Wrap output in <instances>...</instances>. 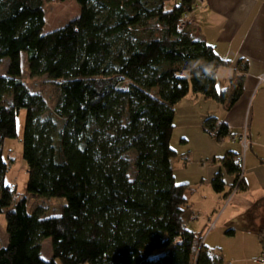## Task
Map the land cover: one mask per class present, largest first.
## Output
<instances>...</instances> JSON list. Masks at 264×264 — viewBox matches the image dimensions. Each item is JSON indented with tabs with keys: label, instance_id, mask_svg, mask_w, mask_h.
Listing matches in <instances>:
<instances>
[{
	"label": "trees",
	"instance_id": "obj_1",
	"mask_svg": "<svg viewBox=\"0 0 264 264\" xmlns=\"http://www.w3.org/2000/svg\"><path fill=\"white\" fill-rule=\"evenodd\" d=\"M72 1L80 16L45 33V0H0V64L9 62L0 76V214L9 239L0 264H224L186 226L195 190L176 183L171 142L175 107L190 93L230 111L245 77L219 92L216 71L229 62L179 29L197 0ZM23 54L30 76L56 89L53 107L22 81ZM22 109L28 196L15 200L3 147L17 137ZM203 129L219 143L233 136L214 116ZM220 162L236 176L225 199L247 190L238 155ZM211 186L226 192L223 171ZM29 199L66 203L47 216L30 211ZM47 239L51 260L42 257Z\"/></svg>",
	"mask_w": 264,
	"mask_h": 264
},
{
	"label": "rangeland",
	"instance_id": "obj_2",
	"mask_svg": "<svg viewBox=\"0 0 264 264\" xmlns=\"http://www.w3.org/2000/svg\"><path fill=\"white\" fill-rule=\"evenodd\" d=\"M44 9L46 13L45 33L66 26L81 14L80 5L72 0L67 2L45 0ZM189 20L191 21V16H189ZM8 64L7 60L0 64V76L6 74ZM224 71L225 69H221L217 75L219 77L217 85L219 92L225 90L230 83V77ZM225 79L227 83H225ZM22 81L33 93L42 94L50 107L55 105L58 96L56 89L47 83L46 77L32 78L30 76L25 54L22 55ZM244 94L245 92L239 101L245 100ZM187 101L184 99L181 101L182 105L179 104L175 107V130L171 142L172 148L178 154L177 158L173 160L176 183L179 185L189 184L193 190L198 184V191L190 197V203L194 204V207L192 205V208L185 214V221L190 222L193 214L196 217L208 219L209 226L205 232L203 231L206 239L207 234L213 229V222L217 223L221 219L220 223L218 222L217 230L214 228L216 231L213 229V235L207 237L208 244L217 242L222 245L220 256L223 258L224 264H255L254 260L259 259L262 255L251 246V240L243 238L246 235L245 231H252V229L255 231L263 229L262 231H264V83L259 84L250 99L244 126L233 129V136L225 139L222 143L217 142L209 134L205 135L203 129L197 127L195 122L197 114L200 112L205 114L212 108L205 105L206 101L212 105L217 106L218 104L213 100H204L202 106L190 108L186 107ZM218 116L221 121L224 120L223 116ZM25 118L26 110L22 109L17 117V137L7 139L3 147V158L9 168L5 176V184L15 189V200L28 196V170L23 160ZM245 134L248 141L247 149H244L242 141H240V137ZM185 139L188 142H184ZM229 151L238 155L241 162V175L248 183L249 189L240 190L238 193L234 190L230 197L225 199V194L231 192L232 186L236 182V176H230L223 170L224 180L227 184L226 192L223 194L215 193L210 182L222 167L219 158L224 157ZM215 157H217L218 163L214 162ZM233 199L236 209L228 217L229 211L226 214L224 211ZM65 203V200L59 199H29V209L32 211L37 207H43L47 216H59ZM229 218L231 221L228 222ZM226 221V226L232 225L231 228L239 232L235 238L225 236L221 239L218 237L220 227ZM6 227V218L0 214V249L8 245ZM262 238L264 241V232ZM42 257L44 260H51L53 257L50 239L43 242ZM58 264L60 263L58 262Z\"/></svg>",
	"mask_w": 264,
	"mask_h": 264
},
{
	"label": "crops",
	"instance_id": "obj_3",
	"mask_svg": "<svg viewBox=\"0 0 264 264\" xmlns=\"http://www.w3.org/2000/svg\"><path fill=\"white\" fill-rule=\"evenodd\" d=\"M189 16H191L189 28L192 31V36L197 40L205 41L220 58L229 62L230 66L220 67L216 71L217 85L219 84V77L217 75L221 69H225L224 72L230 77V83L226 89L231 86L233 79L240 76L245 77V100L239 101L230 111H227L224 106L217 102L218 105L216 106L206 101L205 105L212 108L205 114L201 112L197 114L195 119L197 127L203 129V123L207 118L214 116L219 119L218 115H220L224 117L222 121L228 124L231 130L242 128L245 123L250 99L259 86L260 77L264 75V0H197L195 11ZM225 83H227L226 79ZM261 88L262 85L260 86ZM186 99L188 100L186 107L189 106L190 108L202 106L204 100H208L201 95L195 94H189ZM179 104L182 105L183 103L180 102ZM203 133L208 135L204 129ZM214 162L218 163L217 157L214 158ZM220 170L223 171V167ZM245 184L247 189H249L246 181ZM197 186L198 184L195 186L194 192L188 194L189 201L190 197L198 191ZM234 199L224 211V214L229 211L228 217L236 209V204H233ZM192 205L194 207V204H191V208ZM207 220L196 217L193 214L190 222H186V226L194 232L204 234L209 226ZM220 221L221 219L217 223L213 222L214 226L211 224L213 229L217 230V225ZM227 221H231V218ZM227 221L225 224L222 223L220 227L218 237L221 239L225 236L235 238L239 234L236 229L231 228L232 225L226 226ZM213 229L209 233V230L206 232V234L208 233L207 237L213 235L212 232L215 230ZM229 230H234V234L228 235L227 232ZM262 230L255 231L252 229V231H245L246 235L243 239L251 240V246L263 256L264 241L262 234L264 231ZM206 239L204 237L205 246L211 250H216L217 254L220 255L222 245L217 242L209 245Z\"/></svg>",
	"mask_w": 264,
	"mask_h": 264
},
{
	"label": "built area",
	"instance_id": "obj_4",
	"mask_svg": "<svg viewBox=\"0 0 264 264\" xmlns=\"http://www.w3.org/2000/svg\"><path fill=\"white\" fill-rule=\"evenodd\" d=\"M190 20H189V15L185 16L182 21L180 22V25H179V29L181 31H183L184 29H186L187 27H190ZM260 83H264V75L262 77H260L259 79V84ZM240 141H242V144H243V147L244 149H247L248 148V141H247V138H246V134L241 136L240 137ZM242 175L240 176V180L242 179ZM254 263L255 264H264V258H259L257 260H254Z\"/></svg>",
	"mask_w": 264,
	"mask_h": 264
},
{
	"label": "clouds",
	"instance_id": "obj_5",
	"mask_svg": "<svg viewBox=\"0 0 264 264\" xmlns=\"http://www.w3.org/2000/svg\"><path fill=\"white\" fill-rule=\"evenodd\" d=\"M206 71H210V69H206Z\"/></svg>",
	"mask_w": 264,
	"mask_h": 264
}]
</instances>
